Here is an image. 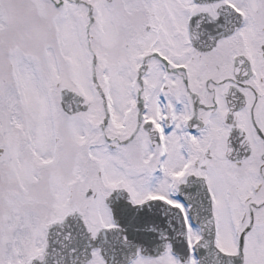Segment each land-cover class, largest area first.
<instances>
[{
  "label": "snow or ice",
  "instance_id": "snow-or-ice-1",
  "mask_svg": "<svg viewBox=\"0 0 264 264\" xmlns=\"http://www.w3.org/2000/svg\"><path fill=\"white\" fill-rule=\"evenodd\" d=\"M0 264H264V0H0Z\"/></svg>",
  "mask_w": 264,
  "mask_h": 264
}]
</instances>
